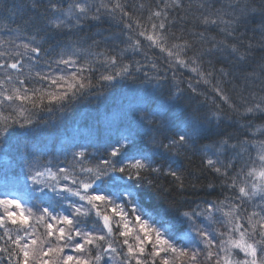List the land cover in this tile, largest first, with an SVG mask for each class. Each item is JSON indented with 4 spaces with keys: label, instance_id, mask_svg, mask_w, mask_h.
Masks as SVG:
<instances>
[{
    "label": "snow or ice",
    "instance_id": "1",
    "mask_svg": "<svg viewBox=\"0 0 264 264\" xmlns=\"http://www.w3.org/2000/svg\"><path fill=\"white\" fill-rule=\"evenodd\" d=\"M5 4L0 264H264V0Z\"/></svg>",
    "mask_w": 264,
    "mask_h": 264
},
{
    "label": "trees",
    "instance_id": "2",
    "mask_svg": "<svg viewBox=\"0 0 264 264\" xmlns=\"http://www.w3.org/2000/svg\"><path fill=\"white\" fill-rule=\"evenodd\" d=\"M13 2L20 3V0H7V4H5V8H7L8 4H11ZM132 2L136 4L150 3L151 0H132ZM2 14L4 16H7L8 12L5 11ZM17 20H19V16H17ZM101 27H103L104 29H107L108 25L107 23H105ZM95 28H96V25H93L91 30L94 31ZM149 55H153L156 57L162 56V54L159 53V50L150 51ZM137 58L139 59L141 57L138 56ZM181 71L183 72L185 77L193 75L189 73L186 69H182ZM122 84H127V82H122ZM200 90L204 91V90H209V89H208V86L203 85V83H201ZM101 118H102V112L99 109L95 108V106L92 105L91 103L82 102L76 107L75 111L69 114L66 117L65 121L57 127L55 131V137L57 140H59L60 138L71 134L75 127L78 126L81 129L86 128L88 125L94 123L95 121L100 120ZM199 163L200 162H199L198 157L180 158L176 160L173 166L182 167V170H184L185 173H188V172L196 173L199 168ZM6 166H7L6 160L0 159V167H6ZM1 178L3 177L0 176V179ZM5 181L7 183L12 182V184H5V185L0 184V195H2L5 192H9L13 195V197L20 198L23 203L28 202V200L30 199V194L27 193L22 188L18 187L17 185L18 183L16 182V180L13 178L12 175H9L8 179ZM164 183L165 185H167V181H164ZM145 200L147 203H152L154 201V197L152 196V194H147L145 196ZM146 206L149 207L150 211L152 210L150 205H146ZM183 227L186 228L187 225H184Z\"/></svg>",
    "mask_w": 264,
    "mask_h": 264
},
{
    "label": "rangeland",
    "instance_id": "3",
    "mask_svg": "<svg viewBox=\"0 0 264 264\" xmlns=\"http://www.w3.org/2000/svg\"><path fill=\"white\" fill-rule=\"evenodd\" d=\"M0 184H3V185H5V184H12V182H6L3 178H1L0 179ZM29 184H30V182H29ZM18 185V187H20V188H22L23 189V186H22V184L21 183H18L17 184ZM24 190V189H23ZM22 202V201H21ZM23 203V202H22Z\"/></svg>",
    "mask_w": 264,
    "mask_h": 264
}]
</instances>
